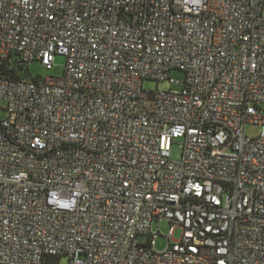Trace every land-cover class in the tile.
Listing matches in <instances>:
<instances>
[{"label": "built area", "instance_id": "2783aa9c", "mask_svg": "<svg viewBox=\"0 0 264 264\" xmlns=\"http://www.w3.org/2000/svg\"><path fill=\"white\" fill-rule=\"evenodd\" d=\"M263 10L0 0V264H264Z\"/></svg>", "mask_w": 264, "mask_h": 264}, {"label": "rangeland", "instance_id": "374dc122", "mask_svg": "<svg viewBox=\"0 0 264 264\" xmlns=\"http://www.w3.org/2000/svg\"><path fill=\"white\" fill-rule=\"evenodd\" d=\"M263 16H264V10H263ZM63 65H64V58L57 57L54 63V66L51 70L47 71L45 70L37 61L32 62L29 67V76L30 77H44L46 75H49L51 77H61L63 74ZM19 74L25 75V72L22 70L19 71ZM170 78L174 82V84H170L168 81H154V80H145L143 82V86L146 90L150 91H180L182 88V82L184 81L185 75L182 71L178 69H174L170 72ZM2 108L4 104H1ZM264 108V106H263ZM6 116V113L3 109H0V120L4 119ZM246 135L249 137H255L259 133V127L255 125H247L246 126ZM174 155H176V149H174ZM160 234L162 236L158 237L154 242V247L157 251H163L166 247V239L165 236L168 233V225L163 223L159 227ZM178 237V233L175 234L174 238ZM60 264H67V260L65 258H62L60 261Z\"/></svg>", "mask_w": 264, "mask_h": 264}, {"label": "trees", "instance_id": "16d2710c", "mask_svg": "<svg viewBox=\"0 0 264 264\" xmlns=\"http://www.w3.org/2000/svg\"><path fill=\"white\" fill-rule=\"evenodd\" d=\"M25 72L23 77L29 76L28 67L24 66L22 61L19 59H15V61L11 64L8 61H4L0 63V77H8L10 79H19L20 74L19 71ZM31 78V77H30Z\"/></svg>", "mask_w": 264, "mask_h": 264}]
</instances>
